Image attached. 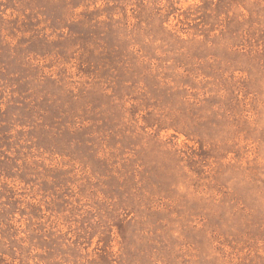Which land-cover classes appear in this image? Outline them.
<instances>
[{"label": "rangeland", "instance_id": "1", "mask_svg": "<svg viewBox=\"0 0 264 264\" xmlns=\"http://www.w3.org/2000/svg\"><path fill=\"white\" fill-rule=\"evenodd\" d=\"M0 264H264V0H0Z\"/></svg>", "mask_w": 264, "mask_h": 264}]
</instances>
